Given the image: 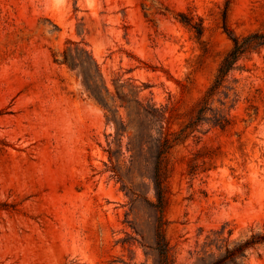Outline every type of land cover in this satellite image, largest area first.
<instances>
[{"label": "rangeland", "instance_id": "rangeland-1", "mask_svg": "<svg viewBox=\"0 0 264 264\" xmlns=\"http://www.w3.org/2000/svg\"><path fill=\"white\" fill-rule=\"evenodd\" d=\"M225 27L264 34V0H0V264H160L161 218L172 264H199L203 250L219 258L227 242L204 249L213 232L229 245L264 233V47L228 78L240 102L212 106L231 126L176 136L233 47ZM68 41L91 52L116 121L60 64ZM135 100L167 107L177 138L161 164L163 214L152 166L130 169ZM243 264H264V245Z\"/></svg>", "mask_w": 264, "mask_h": 264}, {"label": "trees", "instance_id": "trees-1", "mask_svg": "<svg viewBox=\"0 0 264 264\" xmlns=\"http://www.w3.org/2000/svg\"><path fill=\"white\" fill-rule=\"evenodd\" d=\"M182 17L183 19L181 22L189 25L198 34L202 33V25L197 23L193 24L186 16ZM225 31L229 35L233 47L221 62L214 82L202 97L195 121L176 136H190L197 131L198 127L203 123L211 124L213 127H219L223 130L232 124V119L229 117V114L225 112L224 108L213 109L212 106L218 101L221 106H227L231 110L240 102L242 93L238 90L237 86L227 85L229 81L228 78L236 69V65L239 61L247 58V56L254 51H258L260 48L264 47V34L253 33L248 36L240 37L234 32L229 31L226 27ZM67 45L68 47L61 53L62 60H60V64L80 72L83 77V83L91 96L111 113L109 120L116 121L118 111L114 110V107H116L115 98L112 97L113 104H110L109 98L111 92L91 52L85 48H81L78 43L72 41H68ZM56 57L57 54H54L55 61L59 62ZM232 82L238 84L240 81L234 79ZM252 88L253 87L250 88L248 92L249 95L245 98L249 103L252 100ZM127 103L125 107L130 120L129 124H136L137 126V134L130 141L131 147L129 150L133 152L130 159V169L140 172L143 161H145L147 165L152 166L151 178L157 199L156 208L163 214L165 196L161 177V164L164 155L172 149L173 143L176 142L177 139H172V134H169L163 126V122L167 119L166 114L168 108H157L155 104H144L138 100L128 101ZM155 125H161V127L158 132L159 136L154 138L148 135V132H150L151 128ZM125 130L126 127L123 121H121L117 131L118 138L121 136L120 132H124ZM112 159L113 156L110 152V160L112 161ZM111 170L117 175L118 171L114 165L111 167ZM162 226L163 222L161 218L156 234V250L159 254V262L160 264H172L169 257V247ZM213 234L216 236V239L211 240L210 243H206L204 249L206 247H211L214 243L222 241L227 243L224 246H218V249H225V252L219 258L214 259V255L207 256L208 252L203 250L204 256L199 259V264H243L244 259L248 257L252 250H256L259 246L264 245V233L252 232V234L245 239L234 242L230 241V245L228 244V240L220 239L223 235L221 231L213 232ZM231 235L232 232L230 231V237ZM207 238L210 240V237Z\"/></svg>", "mask_w": 264, "mask_h": 264}]
</instances>
